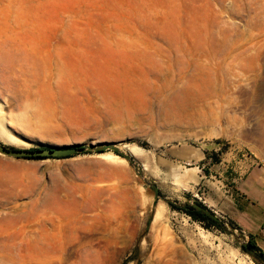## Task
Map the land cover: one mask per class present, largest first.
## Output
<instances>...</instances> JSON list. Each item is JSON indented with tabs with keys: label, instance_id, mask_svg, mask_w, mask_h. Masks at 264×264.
I'll use <instances>...</instances> for the list:
<instances>
[{
	"label": "rangeland",
	"instance_id": "rangeland-1",
	"mask_svg": "<svg viewBox=\"0 0 264 264\" xmlns=\"http://www.w3.org/2000/svg\"><path fill=\"white\" fill-rule=\"evenodd\" d=\"M96 143L248 240L210 208L264 174V0H0V146ZM106 153L0 154V264H254Z\"/></svg>",
	"mask_w": 264,
	"mask_h": 264
},
{
	"label": "water",
	"instance_id": "water-1",
	"mask_svg": "<svg viewBox=\"0 0 264 264\" xmlns=\"http://www.w3.org/2000/svg\"><path fill=\"white\" fill-rule=\"evenodd\" d=\"M104 151H112L115 154L121 156L132 168L133 170L139 175L142 181L150 188L153 195V201L155 202L157 199H161L164 202L175 206L177 208L183 209L185 211L194 212L207 218L211 223L216 225L220 230L224 233L228 234L231 238L235 240L237 246L240 250L244 252L253 262L254 264H264L263 259L248 245V240H246L245 236L234 229L231 226L221 223L211 212H209L204 207L189 202L186 198H181V200L186 204L179 205L173 202L171 199L167 197H161L158 191V188L148 179L142 171L134 165L130 156L127 155L123 150H121L118 146L113 143H96V144H87L85 146H75V147H47V148H40V149H33V150H25V149H10L4 146H0V154L15 158V159H60V158H67L72 155L82 154L87 152H96L102 153Z\"/></svg>",
	"mask_w": 264,
	"mask_h": 264
},
{
	"label": "crops",
	"instance_id": "crops-1",
	"mask_svg": "<svg viewBox=\"0 0 264 264\" xmlns=\"http://www.w3.org/2000/svg\"><path fill=\"white\" fill-rule=\"evenodd\" d=\"M235 186L234 204L231 208H210L233 221L238 227L247 231L259 250L264 253V174L250 170L239 177ZM215 210V211H214Z\"/></svg>",
	"mask_w": 264,
	"mask_h": 264
},
{
	"label": "bare ground",
	"instance_id": "bare-ground-1",
	"mask_svg": "<svg viewBox=\"0 0 264 264\" xmlns=\"http://www.w3.org/2000/svg\"><path fill=\"white\" fill-rule=\"evenodd\" d=\"M3 124V123H2ZM218 135V134H217ZM216 135V136H217ZM227 137V136H226ZM21 145V144H20ZM23 145V144H22ZM28 146V145H27ZM124 148L128 151V153L132 156V157H134V158H136V159H140V157H141V149L140 148H138V147H135V146H127V145H125L124 146ZM128 155V154H127ZM101 156V158L103 159V158H105V159H107V160H115V161H119V162H121V163H124V160L123 159H121V158H119V157H117V156H115V155H113V154H102V155H100ZM99 156V157H100ZM130 156V157H131ZM143 156H144V154H143ZM143 160V159H142ZM126 163V162H125ZM166 164V163H165ZM163 165V164H162ZM143 170V169H142ZM196 171H197V168H192L191 170H186L185 169V171H183V172H178V170H176L175 168H174V166L173 167H171L170 168V172H171V175L172 174H178V177L179 178H176L175 177V182L176 183H180V185H182V186H184L185 188L187 187H189V183H192L194 180H195V176L193 175V174H195L196 173ZM182 175H183V177H182ZM169 176V175H168ZM182 177V179H180ZM174 178V177H173ZM180 180H183L184 182L182 183V181H180ZM162 208H164L163 207V205L162 204H159L157 207H156V210H155V215H154V220H158L161 216H162V212H163V209Z\"/></svg>",
	"mask_w": 264,
	"mask_h": 264
},
{
	"label": "trees",
	"instance_id": "trees-1",
	"mask_svg": "<svg viewBox=\"0 0 264 264\" xmlns=\"http://www.w3.org/2000/svg\"><path fill=\"white\" fill-rule=\"evenodd\" d=\"M184 213L187 214L188 216H190L194 221L198 222V223H201V221L203 220H208L207 218L203 217V216H200L199 214H196V213H192V212H189V211H185L184 210ZM248 245L249 247L254 250L264 261V253L259 250L257 248V246L255 245V243L253 242V240L251 238L248 239Z\"/></svg>",
	"mask_w": 264,
	"mask_h": 264
}]
</instances>
